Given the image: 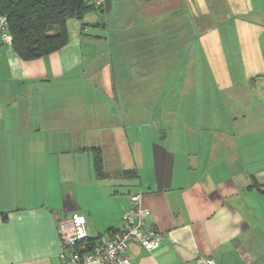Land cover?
<instances>
[{"label":"crops","instance_id":"0c3cea01","mask_svg":"<svg viewBox=\"0 0 264 264\" xmlns=\"http://www.w3.org/2000/svg\"><path fill=\"white\" fill-rule=\"evenodd\" d=\"M247 3L263 23L264 0ZM73 19L68 42L47 55L1 50L0 264H62L60 218L81 212L106 241L134 220L125 217L138 194L145 227L160 237L151 249L131 242V264H198L201 255L264 264V35H241L244 67L229 54L212 80L174 82L170 71L167 95L144 98L116 81L113 50L109 61L96 48L98 16ZM169 20L179 31L187 23ZM239 68L252 78L236 83ZM92 147L103 151L106 177Z\"/></svg>","mask_w":264,"mask_h":264},{"label":"rangeland","instance_id":"374dc122","mask_svg":"<svg viewBox=\"0 0 264 264\" xmlns=\"http://www.w3.org/2000/svg\"><path fill=\"white\" fill-rule=\"evenodd\" d=\"M171 9L174 15L169 13ZM91 13L102 24L92 28L102 38L96 48L103 53L112 49L114 61L120 59L119 64L114 62L116 81L119 85L125 82V92H135L144 98L167 95L163 83L170 71L174 82L212 80L214 65L230 63L229 54L244 67V53L248 49L242 45L241 35L253 39L264 35V22L253 21L260 16L255 8L248 7L247 0H112L108 9L88 12ZM172 17L187 20L181 31L175 23L168 24ZM150 34L156 35L154 39ZM152 42L155 51L147 52ZM256 44L261 48L260 42ZM90 48L94 49V45ZM121 50L125 52L118 56ZM100 59L104 64L105 57ZM122 66L123 73L118 68ZM219 73L215 72V76L222 80L224 74ZM235 75L236 83L248 78L244 68H239ZM132 84L136 87L132 88ZM239 90L243 92V87Z\"/></svg>","mask_w":264,"mask_h":264},{"label":"trees","instance_id":"16d2710c","mask_svg":"<svg viewBox=\"0 0 264 264\" xmlns=\"http://www.w3.org/2000/svg\"><path fill=\"white\" fill-rule=\"evenodd\" d=\"M112 0L104 6H96L90 0H0V14L8 15L13 36L12 48L23 59H36L53 52L69 40L68 20H83L85 15L96 9L106 10ZM84 25V24H83ZM94 153L96 175L106 177L103 151L91 148ZM131 171L117 172V175ZM260 190L263 185L257 183ZM92 241H96L92 238Z\"/></svg>","mask_w":264,"mask_h":264},{"label":"built area","instance_id":"2783aa9c","mask_svg":"<svg viewBox=\"0 0 264 264\" xmlns=\"http://www.w3.org/2000/svg\"><path fill=\"white\" fill-rule=\"evenodd\" d=\"M96 6H104L106 0H90ZM13 36L10 31L8 15L0 14V54L3 46L12 47ZM136 203L126 220L131 217L125 228L115 230L106 241H92L87 218L81 212H74L58 220V229L62 243V264H131L128 254L131 242H138L151 249L158 238L155 228L145 227V213L142 208V195H134ZM198 264H214L207 255L197 257Z\"/></svg>","mask_w":264,"mask_h":264}]
</instances>
